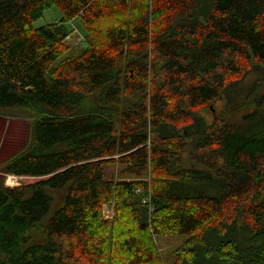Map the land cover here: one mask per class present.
Segmentation results:
<instances>
[{
    "label": "trees",
    "instance_id": "trees-1",
    "mask_svg": "<svg viewBox=\"0 0 264 264\" xmlns=\"http://www.w3.org/2000/svg\"><path fill=\"white\" fill-rule=\"evenodd\" d=\"M0 107V264H264V0H0Z\"/></svg>",
    "mask_w": 264,
    "mask_h": 264
},
{
    "label": "rangeland",
    "instance_id": "rangeland-1",
    "mask_svg": "<svg viewBox=\"0 0 264 264\" xmlns=\"http://www.w3.org/2000/svg\"><path fill=\"white\" fill-rule=\"evenodd\" d=\"M62 15L61 10L54 6L45 11L44 15L35 21L34 25L39 27L45 25L49 22H52L59 18ZM81 32L78 28L75 29L73 36L69 38V42L71 46V54L77 55L80 54L83 48L86 47V43L81 39ZM70 37V36H69ZM218 109L223 107V102H219L216 104ZM255 107L248 108L246 110L240 111L234 114L232 117L228 119L229 122L233 123H241L243 118L248 113L252 112ZM3 114V117L0 116V165L3 164L11 155L21 150L27 143L29 138V129L31 118L28 116V110L26 108L20 107H0V114ZM23 116H19V115ZM2 115V114H1ZM9 181H13L10 179ZM12 186L17 185L15 181H13ZM21 182V181H20ZM140 191V189H138ZM48 193L53 196L51 206L49 211L45 214L42 219V222L45 224L48 222L53 213L65 204L67 198V190L66 188H56L49 187ZM111 209V207H110ZM45 240V234L41 232L38 227H34L32 229V240ZM177 239L174 237H168L165 239L164 245L174 246L176 244ZM7 252L2 248L0 243V259H8Z\"/></svg>",
    "mask_w": 264,
    "mask_h": 264
},
{
    "label": "built area",
    "instance_id": "built-area-1",
    "mask_svg": "<svg viewBox=\"0 0 264 264\" xmlns=\"http://www.w3.org/2000/svg\"><path fill=\"white\" fill-rule=\"evenodd\" d=\"M70 37H71V35H70ZM81 39L82 40H85V38H84L83 35H81ZM10 179H13V181H15L16 184H18L19 183L18 181H19L20 177L19 176H16V175H9L8 181ZM110 207H111V209H110ZM104 215L108 219H110V218H112L114 216V204L113 205L106 204L104 206Z\"/></svg>",
    "mask_w": 264,
    "mask_h": 264
},
{
    "label": "bare ground",
    "instance_id": "bare-ground-1",
    "mask_svg": "<svg viewBox=\"0 0 264 264\" xmlns=\"http://www.w3.org/2000/svg\"><path fill=\"white\" fill-rule=\"evenodd\" d=\"M13 181H9V183H12Z\"/></svg>",
    "mask_w": 264,
    "mask_h": 264
},
{
    "label": "crops",
    "instance_id": "crops-1",
    "mask_svg": "<svg viewBox=\"0 0 264 264\" xmlns=\"http://www.w3.org/2000/svg\"><path fill=\"white\" fill-rule=\"evenodd\" d=\"M1 117H3V115L0 114Z\"/></svg>",
    "mask_w": 264,
    "mask_h": 264
}]
</instances>
